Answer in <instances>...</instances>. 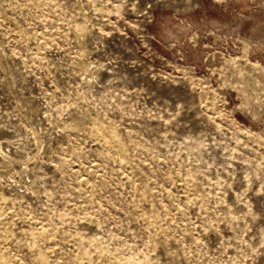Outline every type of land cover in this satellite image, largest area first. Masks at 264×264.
<instances>
[{
  "label": "rangeland",
  "instance_id": "obj_1",
  "mask_svg": "<svg viewBox=\"0 0 264 264\" xmlns=\"http://www.w3.org/2000/svg\"><path fill=\"white\" fill-rule=\"evenodd\" d=\"M0 264H264V0H0Z\"/></svg>",
  "mask_w": 264,
  "mask_h": 264
}]
</instances>
